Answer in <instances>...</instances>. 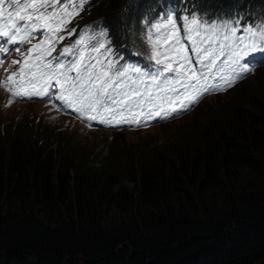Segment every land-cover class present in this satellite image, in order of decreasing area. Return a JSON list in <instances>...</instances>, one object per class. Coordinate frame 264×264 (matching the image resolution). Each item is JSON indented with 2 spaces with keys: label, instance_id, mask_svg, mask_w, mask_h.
<instances>
[{
  "label": "trees",
  "instance_id": "trees-1",
  "mask_svg": "<svg viewBox=\"0 0 264 264\" xmlns=\"http://www.w3.org/2000/svg\"><path fill=\"white\" fill-rule=\"evenodd\" d=\"M262 4L90 0L63 44L104 28L147 56L146 20L175 10L242 28L264 19ZM250 108L169 148H118L96 161L64 133L0 122V264H264V98Z\"/></svg>",
  "mask_w": 264,
  "mask_h": 264
},
{
  "label": "snow or ice",
  "instance_id": "snow-or-ice-1",
  "mask_svg": "<svg viewBox=\"0 0 264 264\" xmlns=\"http://www.w3.org/2000/svg\"><path fill=\"white\" fill-rule=\"evenodd\" d=\"M86 3L0 0V54H9V45L31 44L42 37L27 52L12 49L24 60L12 61L19 70L0 81V87L20 99L49 96V90L58 87L56 99L83 120L108 127H141L150 120L174 118L205 93L226 90L264 62V19L239 28L228 21L222 26L210 24L195 13L175 10L159 15L155 22L145 21L148 28L142 39L147 60L154 62L149 70L131 64L117 67L122 57L115 55L104 28L82 30L73 44L53 56L65 39L61 33L76 35L68 25ZM153 67L155 71L150 70ZM217 78L226 87L209 83Z\"/></svg>",
  "mask_w": 264,
  "mask_h": 264
},
{
  "label": "rangeland",
  "instance_id": "rangeland-1",
  "mask_svg": "<svg viewBox=\"0 0 264 264\" xmlns=\"http://www.w3.org/2000/svg\"><path fill=\"white\" fill-rule=\"evenodd\" d=\"M243 1L259 4L263 2L264 6V0ZM131 38L134 41L132 34ZM108 39L111 41L109 36ZM20 59L23 60V56H20ZM5 67L2 65L0 70L3 71ZM221 84H223L222 81ZM49 91V96H34L23 98L22 101H15L0 90V122L23 130L33 129L38 132L48 130V135L57 132L64 133L58 139L63 141L67 139L68 144H73L76 149L83 150L87 155L96 152L94 160L96 161L97 159H106L111 151L118 148L132 153L145 150L147 147L158 150L169 148L172 144L176 145L186 134L199 133V129L205 121L221 127L236 123V113L238 116H244L247 112H251V102L255 103V101L264 98V67L257 69L242 83L230 90L229 92L234 91L232 95L228 96L229 92L226 91L225 94L207 96L193 112L174 120L152 125L146 130L126 128L97 130L85 127L74 120L72 112L66 111L62 101L57 103V99L53 98V95L59 94V88L54 87ZM38 99L48 101L50 105L45 101H38ZM9 100L12 101L10 105L8 104ZM240 121L242 120L238 118V122Z\"/></svg>",
  "mask_w": 264,
  "mask_h": 264
},
{
  "label": "bare ground",
  "instance_id": "bare-ground-1",
  "mask_svg": "<svg viewBox=\"0 0 264 264\" xmlns=\"http://www.w3.org/2000/svg\"><path fill=\"white\" fill-rule=\"evenodd\" d=\"M239 82H240V81H239ZM234 87H235V86H234ZM234 87H233V88H234ZM224 92H226V91H224ZM219 94H220V93H219ZM199 102H200V101H199ZM199 104H200V103H199ZM197 106H198V102H197ZM193 108H194V107H193ZM193 108H192V109H193ZM192 109H191V110H192ZM189 111H190V110H189Z\"/></svg>",
  "mask_w": 264,
  "mask_h": 264
}]
</instances>
